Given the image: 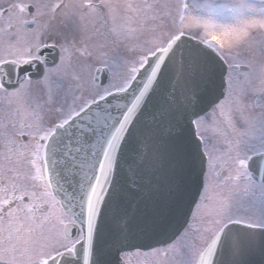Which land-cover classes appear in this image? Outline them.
I'll use <instances>...</instances> for the list:
<instances>
[{"label": "snow or ice", "instance_id": "1", "mask_svg": "<svg viewBox=\"0 0 264 264\" xmlns=\"http://www.w3.org/2000/svg\"><path fill=\"white\" fill-rule=\"evenodd\" d=\"M133 256L264 264V0H0V264Z\"/></svg>", "mask_w": 264, "mask_h": 264}, {"label": "flooded vegetation", "instance_id": "2", "mask_svg": "<svg viewBox=\"0 0 264 264\" xmlns=\"http://www.w3.org/2000/svg\"><path fill=\"white\" fill-rule=\"evenodd\" d=\"M131 264H138V258L135 256L131 257Z\"/></svg>", "mask_w": 264, "mask_h": 264}, {"label": "rangeland", "instance_id": "3", "mask_svg": "<svg viewBox=\"0 0 264 264\" xmlns=\"http://www.w3.org/2000/svg\"><path fill=\"white\" fill-rule=\"evenodd\" d=\"M5 2H6V0H5ZM94 2H97V3H98V2H99V0H94ZM142 39H143V38H142ZM124 54H125V55H127V53H124Z\"/></svg>", "mask_w": 264, "mask_h": 264}]
</instances>
